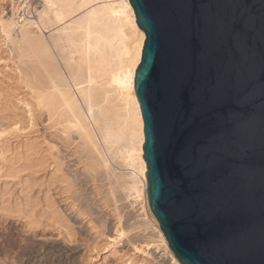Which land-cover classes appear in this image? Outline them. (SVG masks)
<instances>
[{
	"label": "water",
	"instance_id": "obj_1",
	"mask_svg": "<svg viewBox=\"0 0 264 264\" xmlns=\"http://www.w3.org/2000/svg\"><path fill=\"white\" fill-rule=\"evenodd\" d=\"M149 208L180 264H264V0H129Z\"/></svg>",
	"mask_w": 264,
	"mask_h": 264
},
{
	"label": "bare ground",
	"instance_id": "obj_2",
	"mask_svg": "<svg viewBox=\"0 0 264 264\" xmlns=\"http://www.w3.org/2000/svg\"><path fill=\"white\" fill-rule=\"evenodd\" d=\"M5 3L8 11L5 15V8L0 11V33L16 53L13 72L30 91L34 106L45 115L48 126L55 128L63 141L60 145L49 142L47 156L58 159L60 146H71L72 154L78 153V162L94 182L95 195L101 193L96 183L100 175L113 179L108 197L115 203L119 191L128 206H139L136 211L141 210L139 221L129 227L155 230L157 240L147 238L140 242L133 247L136 252L155 260L149 250L161 245L164 252L159 256L165 254L170 264H180L147 200L143 120L134 91V74L145 34L136 23L129 0H39L34 7L29 0ZM17 96L13 89L0 86V119L9 107L17 108ZM20 103L24 111L31 107L26 100ZM19 127L16 119L9 124L2 122L0 136L7 128ZM25 147L28 164L43 162L45 156L33 151V145ZM36 152L40 156L30 158ZM58 163L60 181L72 187L73 180L63 172V163ZM112 210L115 231L119 239L124 238L131 229L123 228V216L117 207ZM81 214L88 218L89 229L98 228L97 238L102 237L106 245L113 242L104 257L116 254L117 239L100 232L101 225L88 217V209H81ZM119 258L121 262L128 260L126 264H165L163 259L153 263L133 261L123 255Z\"/></svg>",
	"mask_w": 264,
	"mask_h": 264
},
{
	"label": "rangeland",
	"instance_id": "obj_3",
	"mask_svg": "<svg viewBox=\"0 0 264 264\" xmlns=\"http://www.w3.org/2000/svg\"><path fill=\"white\" fill-rule=\"evenodd\" d=\"M38 2L29 0L31 7L38 5ZM2 8H5L4 12L8 11L5 0H0V11ZM2 36L0 33V86L13 89L19 98L15 103L17 108L9 107L0 123L9 124L16 119L20 121V127L17 130L7 128L6 133L0 136V264H126L128 260L121 262L119 255L139 262L154 263L163 259L165 264H170L169 256H159L164 252L161 245L152 246L149 250L156 257L155 260L133 248L147 238L157 240L155 230H152L153 227L146 231L129 227L139 221L141 210L136 211L139 206H128L119 191H116L115 203L108 197L107 191L109 186L114 185L113 179L100 175L96 183L101 193L95 195L92 189L94 182L84 172L83 164L78 162V153L72 154L71 146L64 143L65 148L62 144V152L58 159L55 158L56 161L52 159L54 157L47 156L49 142L60 145V134L48 126L45 115L34 106L30 91L15 76L16 53ZM20 100L29 102L30 109L24 111ZM27 144L33 145V151L45 156L43 162H26L24 156L27 153L24 150ZM38 152L30 158L35 160L40 156ZM58 160L63 163V172L73 180L72 187L60 181ZM114 206L123 216V228L126 231L131 229L120 239L112 215ZM81 209H88V217L101 225L100 232L117 239L116 254L104 257L109 244L113 242L106 245L102 237H96L98 228L89 229L88 218L81 214Z\"/></svg>",
	"mask_w": 264,
	"mask_h": 264
}]
</instances>
